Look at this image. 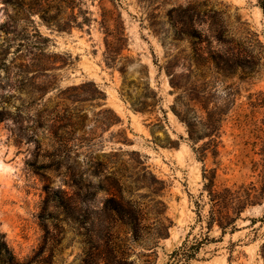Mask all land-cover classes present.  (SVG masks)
Here are the masks:
<instances>
[{
	"label": "rangeland",
	"instance_id": "1",
	"mask_svg": "<svg viewBox=\"0 0 264 264\" xmlns=\"http://www.w3.org/2000/svg\"><path fill=\"white\" fill-rule=\"evenodd\" d=\"M258 1L76 0L78 22L83 16L89 22L59 31L56 26H63L70 10L58 14L51 0H0V118L4 108L11 113L0 121L5 167L0 171V242L20 264H105L108 251L100 239L106 224L115 227L110 253L116 262L168 264L169 254L188 232L192 238L205 231L195 224L194 212L202 165L179 139L185 128L171 110L175 94L166 67L171 63L179 74L182 64L190 62V40L178 30L189 31L191 25L208 35V29L222 30L230 49L239 50L248 37L264 45ZM184 11L187 25L178 16ZM103 16L110 31L122 24L126 38L122 55L111 66L104 55ZM36 43L46 55L56 54L45 57L42 68L54 62L56 69L21 83L7 67L15 54L22 56L16 63L32 62L29 47ZM218 79L223 82L217 86L220 95L227 85L238 92L224 127L218 181L248 182L251 161L257 159L251 151L253 129L261 119L252 114L249 96L264 92V69L250 80L241 81L238 73ZM93 84L105 100L96 98ZM136 107L145 112L134 111ZM113 114L120 124H111ZM207 166L213 167L211 161ZM149 172L164 182L157 198L166 206L164 223L172 222L169 237L154 249L134 244L114 214L104 210L116 196L148 206L146 186L157 187ZM67 205L69 215L64 213ZM263 214L264 204L248 210L237 232L203 247L189 264H264L259 254L264 224L251 226L249 220ZM92 224L95 230L90 231ZM219 235L216 229L211 232L216 241Z\"/></svg>",
	"mask_w": 264,
	"mask_h": 264
},
{
	"label": "trees",
	"instance_id": "2",
	"mask_svg": "<svg viewBox=\"0 0 264 264\" xmlns=\"http://www.w3.org/2000/svg\"><path fill=\"white\" fill-rule=\"evenodd\" d=\"M75 1L51 0L54 2L58 14L64 10H70L68 20L63 23V26H56L59 31L70 30L73 26L82 28L85 23L89 22L86 16H83L82 22H78V17L74 14ZM258 5L264 14V0H259ZM187 14V11H184L178 15L181 18V24L187 25L188 22L185 21L189 17ZM199 15L198 13L197 16ZM42 18L44 19L43 16ZM190 21L193 23L192 16L189 18ZM107 22L108 20L103 16L101 24L106 34L104 55L106 56V65L111 66L122 55L126 38L122 24L115 31H110L106 27ZM189 29L186 32L179 29L178 34L190 40L192 52L190 62H187V66L182 64V72L179 74L174 73L171 63H168L166 71L169 76L171 92L175 94L171 110L185 128V137L180 136L179 139L189 145L196 160L202 165V188L198 199L194 201V212L196 214L195 224L205 231L192 238V232H188L181 245L169 254L168 264H189L197 258L203 247L222 240L227 234L232 235L237 232L240 229L239 222L247 220L244 214L248 210L261 207L264 204V92L260 91L249 96V107L252 114L261 116L253 129L254 141L251 143V151L257 159L251 161L252 179L248 182L228 184L219 182L217 175L221 149L224 147L222 139L225 134L224 127L232 115L238 94L236 87L227 85L220 95L217 86L223 82L218 77L228 78L238 73L239 79L243 81L259 76L264 69V45L258 39L248 37L239 50L230 49L225 47L229 41H225L224 32L220 29H208L210 35L194 28L193 25L189 26ZM205 42L207 46H203ZM213 42L216 43V47L212 46ZM29 48L31 50L29 52L33 54L32 62L16 63L17 60L22 59V56L15 54L7 67V71L12 70L21 83L35 80L38 78L37 74L41 72L56 69L52 66L54 62H50L51 68L44 66L42 68L44 58L52 59V57H56V54L46 55L44 49L37 43ZM19 51L21 50L17 49L16 53ZM93 87L94 93L97 95L96 98L105 100V93L94 84ZM48 89V87L43 89V94ZM133 109L136 112H145L143 108ZM10 115V111L4 108L0 121ZM120 123V118L114 115L111 124ZM104 125H108V123ZM209 161L213 167L207 166ZM146 169L142 168L143 171ZM148 174L157 185V187L146 186L151 197L148 206L142 207L138 203H125L121 196H116V200H107L108 203L105 204L104 210L114 214L118 224L125 227L131 234V241L134 244L154 249L161 239L169 237L168 231L172 222L169 221V225L164 223V220H168L163 216L166 206L162 200L157 198L164 190L162 187L164 182L158 180L150 172ZM61 203V201L58 202L60 207ZM69 209L67 205L64 210L66 215H69L67 211ZM146 209L152 212V218L146 216ZM249 220L251 226L258 222L263 225L264 214L260 218H250ZM91 227L90 231L95 230L94 224ZM114 229L115 227L109 224L101 229L104 234L100 241L104 243V247L108 251L104 260L105 264H121L116 262L115 256L110 253V250H114L116 245L111 236ZM191 229L193 230L194 227ZM215 229L220 234L217 241L211 236V232ZM88 244H92V242H86V245ZM91 247L98 249L95 245ZM259 254L264 262V239L260 245ZM0 264H20L4 240L0 242Z\"/></svg>",
	"mask_w": 264,
	"mask_h": 264
},
{
	"label": "bare ground",
	"instance_id": "3",
	"mask_svg": "<svg viewBox=\"0 0 264 264\" xmlns=\"http://www.w3.org/2000/svg\"><path fill=\"white\" fill-rule=\"evenodd\" d=\"M3 170H5V167H4V165L0 162V171H3ZM3 212V211H2ZM8 213V212H7ZM2 217V216H1ZM0 217V218H1ZM5 217V216H4ZM3 217V218H4ZM7 219V218H6ZM3 220H5V219H3Z\"/></svg>",
	"mask_w": 264,
	"mask_h": 264
}]
</instances>
